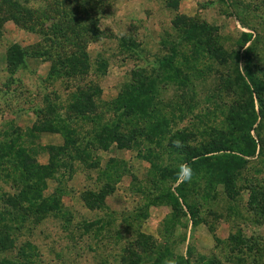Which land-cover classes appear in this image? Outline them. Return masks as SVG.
<instances>
[{
  "label": "rangeland",
  "instance_id": "rangeland-1",
  "mask_svg": "<svg viewBox=\"0 0 264 264\" xmlns=\"http://www.w3.org/2000/svg\"><path fill=\"white\" fill-rule=\"evenodd\" d=\"M103 5L74 77L49 76L39 56L12 69L8 48L40 37L0 18V236L12 240L0 264H264V119L251 123L235 59L251 33L264 73V0ZM180 16L201 42L179 39ZM248 135L262 144L244 156ZM218 145L239 159L208 154L179 182L192 153ZM26 155L49 176L25 178Z\"/></svg>",
  "mask_w": 264,
  "mask_h": 264
},
{
  "label": "trees",
  "instance_id": "trees-1",
  "mask_svg": "<svg viewBox=\"0 0 264 264\" xmlns=\"http://www.w3.org/2000/svg\"><path fill=\"white\" fill-rule=\"evenodd\" d=\"M104 2L105 0H0V18L33 31L40 37V42L38 41L30 45L27 49L20 48L17 45L10 46L6 52V63L13 69L17 64L22 63L25 57L39 56L48 60L49 76L60 77L69 75L74 77L78 74H83L86 72L87 66L85 42L89 36L96 37L100 34L97 12L104 6ZM185 19L188 20L187 26L182 22ZM172 24L176 30L186 27L179 31L180 40H193L195 43L201 42L202 34L200 31L203 27L199 28L190 18L187 19L185 16L181 18L177 17L176 20H173ZM195 30H197L196 33H194ZM243 41L244 43L248 42V44L242 49L241 53L235 54V59L242 63L239 74L242 79L243 88L248 94L250 102L252 103V96H254L257 103V113H254L252 116L251 123H253L257 118L258 121L264 119V73L256 75L251 70V33H244ZM176 51L177 47H172L170 55L163 57L159 61V64L161 66H168L174 58ZM214 58L220 60L218 52H215ZM88 103H90L89 98H86L83 100L82 105H87ZM248 139L251 143L248 151L239 152L244 156L252 155L256 147L258 146L259 150L260 144H262L260 139L256 140L251 136ZM224 150L223 146L218 145L208 150L192 153L190 157L193 159H188V164L192 168L194 163L205 160L209 156L208 154ZM217 156L221 159L234 156L239 159L240 157L233 152H219ZM32 161L27 155L21 159L25 178L31 177L36 180L40 177V174H44L43 177L49 176V173H46V165L37 164L34 169H30L29 165ZM25 187L26 189L31 188L29 185H25ZM9 200L13 201V199ZM26 200H28L27 196H24L23 201ZM28 203L30 205V201ZM29 205L23 207L18 204V206H22L20 209L24 214H26ZM38 208L40 212L44 210L41 206ZM34 212H36V209L33 211V214H35ZM11 241V239L0 236V248H6L5 245L8 248L11 247ZM4 261L7 264H13L7 259Z\"/></svg>",
  "mask_w": 264,
  "mask_h": 264
},
{
  "label": "clouds",
  "instance_id": "clouds-1",
  "mask_svg": "<svg viewBox=\"0 0 264 264\" xmlns=\"http://www.w3.org/2000/svg\"><path fill=\"white\" fill-rule=\"evenodd\" d=\"M173 145L177 148L183 147V144L179 140L173 141ZM193 174L194 173H193L191 166L187 163H184V164L180 165V167L178 169L177 179L181 183H190Z\"/></svg>",
  "mask_w": 264,
  "mask_h": 264
}]
</instances>
